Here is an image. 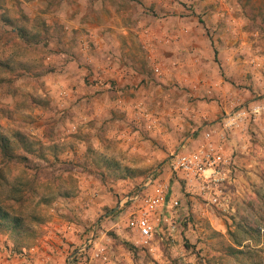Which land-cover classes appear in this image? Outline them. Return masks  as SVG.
<instances>
[{
    "label": "rangeland",
    "instance_id": "1",
    "mask_svg": "<svg viewBox=\"0 0 264 264\" xmlns=\"http://www.w3.org/2000/svg\"><path fill=\"white\" fill-rule=\"evenodd\" d=\"M203 147L220 205L174 168ZM0 207V264H264V0H0Z\"/></svg>",
    "mask_w": 264,
    "mask_h": 264
},
{
    "label": "built area",
    "instance_id": "2",
    "mask_svg": "<svg viewBox=\"0 0 264 264\" xmlns=\"http://www.w3.org/2000/svg\"><path fill=\"white\" fill-rule=\"evenodd\" d=\"M230 164L231 161L223 153L216 152L213 147H203L197 152L178 156L174 168L197 178L202 184V190L212 194L213 203L220 205L221 187L228 180ZM150 181L152 184L153 179ZM128 201L134 202L132 207L134 211L128 219V228L135 232L138 245L154 251L158 227L155 218L166 204L165 193L160 189L156 194L139 191ZM174 205L178 206L179 203L176 202Z\"/></svg>",
    "mask_w": 264,
    "mask_h": 264
},
{
    "label": "crops",
    "instance_id": "3",
    "mask_svg": "<svg viewBox=\"0 0 264 264\" xmlns=\"http://www.w3.org/2000/svg\"><path fill=\"white\" fill-rule=\"evenodd\" d=\"M85 23H86L87 30H90L91 31V34H94V35H96V34L98 35L99 34V36H97L96 38L94 37V39H93L94 43H96L98 45L97 51H100L101 54L104 56V58L109 57L110 56V53H111V50H112V47L108 45L109 44L108 43L109 37L106 36V34L107 35H113V34H109V33H106L105 34L103 32H109L106 29H107L108 26L111 25V22L107 19L105 21L96 22L95 24L93 22H89L88 20H87V22L85 21ZM114 24L115 23L112 24V27H113ZM69 28H70V26L67 24L66 29L68 30ZM116 45H117V47H116ZM113 47L118 51L117 53H120L119 52L121 50L120 49V45L114 43L113 44ZM128 50L129 49H127V51ZM97 51L96 50H93V52H92L93 53V56L96 53H98Z\"/></svg>",
    "mask_w": 264,
    "mask_h": 264
},
{
    "label": "trees",
    "instance_id": "4",
    "mask_svg": "<svg viewBox=\"0 0 264 264\" xmlns=\"http://www.w3.org/2000/svg\"><path fill=\"white\" fill-rule=\"evenodd\" d=\"M2 212H3V211H2V208L0 207V223H4L5 221H7L8 216H9V215L4 214V213H2ZM14 221H15V227H17V226H18V223H19L18 218H14ZM16 225H17V226H16Z\"/></svg>",
    "mask_w": 264,
    "mask_h": 264
}]
</instances>
